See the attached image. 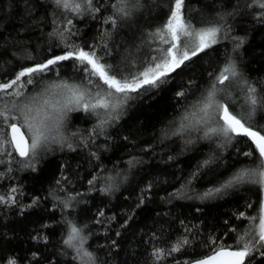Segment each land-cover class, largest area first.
I'll return each mask as SVG.
<instances>
[{
    "label": "snow or ice",
    "instance_id": "obj_1",
    "mask_svg": "<svg viewBox=\"0 0 264 264\" xmlns=\"http://www.w3.org/2000/svg\"><path fill=\"white\" fill-rule=\"evenodd\" d=\"M23 3L31 15L30 0H23ZM167 3L162 22L142 32L131 46L125 45L120 56L112 60L113 49L118 47L109 45L112 32L118 24L123 25L145 7H151L150 4L146 5L144 0H95V3L94 0H51L65 21L60 26L53 19L56 26L49 33L57 41L55 46L61 49L60 54L31 65H21L11 79L0 80V165H7L8 172L13 171V165L18 170L36 172L54 146L71 151L77 147L89 148L97 137L106 136L107 128L119 121L130 101L150 98V95L167 90L174 81L181 80L211 56L212 52L207 50L214 45L228 39L232 41L233 51L243 46L245 37L231 35L232 25L227 19L235 17L236 11L217 12L212 17L202 15L196 20L191 15L194 9L186 14L185 0H167ZM106 5L108 14L100 15ZM244 7L256 22L264 24V0H244ZM85 15L92 19L100 16L101 29L92 40L77 43L72 38L79 37L80 33L73 20ZM104 25L111 28L106 29ZM196 57H199L198 61L194 60ZM26 59L34 58L28 56ZM66 62H71L68 65L73 69L71 75H61ZM207 75L206 86L191 99L187 98V93L195 83L194 79L187 81V88L176 92L177 98L185 99L177 115L163 125L159 133L161 141L179 139L184 149L202 141L214 145L215 150L198 160L192 171L183 177L180 186L169 195L204 202L217 199L229 190L249 186V190L259 191L260 202L255 214H236L238 220L247 223L240 231L235 227L228 229L235 233L231 242L225 243L223 237L218 241L210 234L201 244V247L211 249L205 257L177 260L176 264H255L256 259L264 258V124L255 120L258 112L264 114V81L259 84L250 81L239 71L237 61L231 55L226 56L215 72L210 71ZM71 113H82L94 120L91 129L86 133L70 131ZM233 144L248 145L247 150L239 152L248 163L225 175L221 173L222 150ZM89 155L99 159L95 151H89ZM172 158L168 157L169 160ZM140 162L132 157L127 164L132 168ZM66 179L62 177L57 181L56 190L64 195L54 196V207L61 211V222L65 226L62 250H71L75 264H103L85 246L91 235L85 233L88 224L78 226L69 218L67 210L74 211L75 205L82 201L77 199L79 193L66 191L62 183ZM126 179L127 176L115 166L105 172L101 165L88 181L89 191L97 190L99 182L98 190L107 194L118 189ZM200 180L208 181V185L197 191L193 182ZM16 193L17 188L11 187L7 195L0 194V205L15 206ZM38 201L39 197L34 198L29 207L37 206ZM142 203L143 197L137 206ZM247 207H252L251 202ZM23 210L22 207L21 214ZM103 216V211L97 213V217ZM94 222L100 223V220ZM184 233L167 250L153 246L152 264H159L185 247L191 249V242L201 235L199 232L193 235L189 226H185ZM153 238L158 239L155 234ZM33 239L47 242L46 235L40 233ZM112 244L115 246V241ZM30 255L37 257L35 252ZM4 264H19V261L10 256Z\"/></svg>",
    "mask_w": 264,
    "mask_h": 264
},
{
    "label": "trees",
    "instance_id": "obj_2",
    "mask_svg": "<svg viewBox=\"0 0 264 264\" xmlns=\"http://www.w3.org/2000/svg\"><path fill=\"white\" fill-rule=\"evenodd\" d=\"M144 3L151 7H145L123 25L118 24L112 32L109 45H118L113 49L112 60H116L124 46H131L142 32L162 22L168 7L167 0H144ZM30 7L31 15L23 0H0V80L11 79L21 65H31L50 55L60 54L61 49L55 46L57 41L49 33L56 26L53 19L63 26V16L55 10L51 0H30ZM192 9L191 15L196 20L202 15L212 17L217 12L236 11L235 17L227 19L232 25L231 35L245 37L243 46L233 51L232 41L225 39L207 50L212 55L181 80L174 81L167 90L150 95V98L130 101L119 121L107 128L106 136L110 138L101 135L89 148L77 147L75 151L54 146L37 166L36 172L18 170L15 165L13 171L8 172L7 165H0V173H3L0 175V194L7 195L11 187L17 188V204L0 205V264L10 256H15L19 264H28L29 259L31 264H75L71 250H62L65 226L61 222V211L54 207V196L64 195V192L56 190L57 181L62 177H67L62 181L66 191L79 193L77 199L82 201L75 205L74 211L67 210L69 218L78 226L88 224L85 233L91 235L85 246L103 264H152L150 253L153 246L167 250L185 234V226L192 228L193 235L197 232L201 235L191 242V249L185 247L159 264L202 258L211 251L201 247L206 237L211 234L218 241L223 237L224 242L229 243L235 233L228 229L235 227L240 231L247 223L238 220L236 214L245 212L250 216L256 213L260 193L255 188L249 190V186L229 190L217 199L204 202L169 195L180 186L183 177L192 171L198 160L215 150L214 145L202 141L184 149L179 139L160 140L159 129L177 115L185 99L177 98L176 92L187 88V81L191 78L195 83L191 85L187 98L198 95L206 86L207 74L222 66L228 55L236 59L239 71L250 81L257 84L264 81V24L256 22L247 13L244 0H239L238 6L237 0H185L186 14ZM107 14L106 5L100 15ZM73 24L80 35L72 39L79 43L95 38L102 21L100 16L92 19L85 15L75 18ZM104 28L110 29L111 26L104 25ZM28 56L34 59H26ZM194 60L198 61L199 57ZM70 63L66 62L61 75L72 74ZM255 120L264 124V114L258 112ZM93 124L94 120L82 113L69 115L70 131L86 133ZM247 148V144H233L223 149L221 173L226 175L248 163L246 157L239 155ZM89 151H95L99 159L90 156ZM169 156L173 158L169 160ZM132 157L141 162L129 168L127 161ZM101 165L105 172L114 166L120 169L127 176L126 181L107 194L98 190L101 187L99 182L97 190L89 191L88 181ZM193 184L199 191L208 185V181H194ZM37 197V206L29 207ZM142 197V205L137 206ZM249 202L251 208L247 207ZM100 211H103V217H97ZM97 219L100 223L94 222ZM45 224L48 227L42 228ZM38 233L46 235V243L33 239ZM153 234L158 239H154ZM112 241H115V246ZM33 252L37 257H31ZM255 264H264V258L256 259Z\"/></svg>",
    "mask_w": 264,
    "mask_h": 264
}]
</instances>
